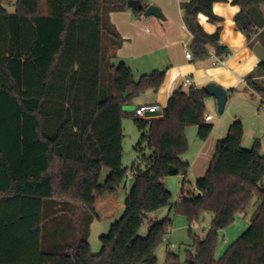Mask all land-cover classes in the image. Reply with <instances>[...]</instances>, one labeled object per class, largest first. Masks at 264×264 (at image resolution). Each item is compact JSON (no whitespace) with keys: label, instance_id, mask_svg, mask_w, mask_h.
Masks as SVG:
<instances>
[{"label":"trees","instance_id":"obj_1","mask_svg":"<svg viewBox=\"0 0 264 264\" xmlns=\"http://www.w3.org/2000/svg\"><path fill=\"white\" fill-rule=\"evenodd\" d=\"M0 0V264H157L155 251L167 236L170 213L187 218L189 226L200 212L211 215L206 236L193 238L184 264H264V157L260 142L241 147L243 124L234 119L226 137L217 141L194 192L171 203L164 186L170 167L186 177L182 161L187 150L184 130L196 127L205 142L213 126L205 121L203 89H178L168 98L161 117L137 119L124 108L147 91L156 93L165 71L154 70L134 80L131 69L116 59L123 40L111 25L112 12L128 9V0H15L9 13ZM226 0H188L180 5L183 19L195 28L188 50L193 61L211 56L224 61L230 51L220 45L218 28L207 34L197 23L202 15L221 22L213 5ZM239 8L236 30L251 45L264 47V0H232ZM104 41L106 44L104 45ZM110 56H104V48ZM108 66V86L101 83ZM257 72L264 74V63ZM264 105V85L246 80ZM234 91H229L233 93ZM132 116L139 133L138 163L122 166V120ZM150 151L142 155V148ZM141 165L144 169H141ZM109 175L101 183L103 170ZM127 174L134 178L124 200L122 216L100 238L97 255L81 231L61 253L43 252L47 211L67 206L71 215L86 212L97 222L113 221ZM256 198L248 229L216 261L217 233ZM57 206L59 208L57 209ZM168 208V216L149 220L146 236H138L148 214ZM47 236V235H46ZM164 264H182L168 251Z\"/></svg>","mask_w":264,"mask_h":264},{"label":"crops","instance_id":"obj_2","mask_svg":"<svg viewBox=\"0 0 264 264\" xmlns=\"http://www.w3.org/2000/svg\"><path fill=\"white\" fill-rule=\"evenodd\" d=\"M135 1L141 3L143 12L149 6L157 7L163 20L144 17L143 13L141 16H135L131 10L112 12L109 15L110 23L123 40L120 49L116 51V59L112 61L123 62L131 69L132 74L138 73L137 77L157 70L165 71V78L156 93L147 91L145 96L148 99L142 101V99L138 100L139 97L131 107L157 106L159 111H162L171 94L180 88L193 87L200 90L207 85H215L222 88L228 98V94L234 96L240 90L250 93L251 97L256 95L245 83L240 81L250 79L264 85V74L256 71L257 66L264 63V47L254 40L256 36L252 38V43L249 45L245 37L236 30L234 17L239 8L231 4L232 0L213 5L214 15L221 19L219 23L211 24L202 15L197 17V23L205 33L213 34L218 28L220 29L219 43L230 51V55L224 60L223 65L218 66H212L211 57L203 61L185 59V52L189 51L188 47L192 36L189 29L185 30L183 27L188 28L183 19L180 5L188 0ZM14 2L15 0H3L2 4L5 8V5H11ZM261 13L264 14L262 7ZM187 79L190 80V84L184 85V81ZM231 90L234 92L229 93ZM259 99L261 103V98L259 97ZM234 119L239 118L234 117ZM255 140L256 136L253 131L247 130L243 126L241 147L249 148ZM216 143L217 141L211 139L210 135L205 142H202L197 159L206 155L207 159L211 161ZM58 208L59 206H57ZM73 218H76L75 214ZM168 251L170 250L167 249Z\"/></svg>","mask_w":264,"mask_h":264},{"label":"rangeland","instance_id":"obj_3","mask_svg":"<svg viewBox=\"0 0 264 264\" xmlns=\"http://www.w3.org/2000/svg\"><path fill=\"white\" fill-rule=\"evenodd\" d=\"M5 8L8 12L14 10L13 4L5 5ZM105 44L106 42L104 41V45ZM104 49V56L108 58L111 50L107 46H105ZM119 62L120 61L110 60L109 64L113 63L114 65H117ZM101 69V83L102 85L108 86V66L103 64ZM133 76L135 81L138 80V73L134 72ZM145 95L147 94L141 95L138 100H147L148 98ZM205 115L212 118L208 123L213 126L211 139L216 141L223 140L226 137L228 127L232 123L233 118H239L242 121L243 126L247 130L249 129L253 131L256 140H259L260 154L264 157V105L260 103L258 96L255 95L254 97H251L250 93L242 90L234 96L228 94L227 102L222 114L218 113L215 99L207 97L205 99ZM122 131V166L125 169H131L133 164L138 163L140 156L135 150L140 135L133 123L132 116L127 115L122 120ZM184 135L187 142V150L182 155V161L187 162L189 165L187 176H167L163 182L166 190L171 194V203L177 202V197L182 191L181 183L183 180L186 182L183 188L184 195L187 196L194 192V182L196 179L205 175L210 163V160L207 159L206 155L197 159L202 142L197 138L196 127L186 128L184 130ZM251 147L252 146L246 148V150ZM141 152L144 156H149L150 154V151L146 149V147H143ZM141 169H144L143 165H141ZM108 175L109 171L106 169L103 170L100 179L101 183L105 181ZM133 182L134 178L128 175L119 193L120 207L118 214L113 221L97 222L84 211L81 212L78 217L73 218V215L70 214L72 208H68L70 206L64 208L62 212H53V210L47 211L43 226V252H63L64 246L70 243L73 236L76 234V231H81L90 246L91 254L97 255L101 250L100 238L107 235L113 222L118 220L124 212L125 196L131 189ZM255 209L256 198L251 200L246 211L235 216L233 223L229 227L217 233L214 250V259L216 261H218L227 248L248 229L250 219ZM167 216L168 208L148 214L146 216L147 218L143 221L138 236L141 238L146 236L149 227V220H161ZM169 218L171 220L169 232L155 251L157 264H164L167 249L178 255L179 261L184 264L187 257L186 251H191L189 246L192 244L193 238L196 237L202 239L206 236L211 221V215L206 212H200L198 219L190 226L187 218L183 215L170 213Z\"/></svg>","mask_w":264,"mask_h":264},{"label":"water","instance_id":"obj_4","mask_svg":"<svg viewBox=\"0 0 264 264\" xmlns=\"http://www.w3.org/2000/svg\"><path fill=\"white\" fill-rule=\"evenodd\" d=\"M127 8L128 9H141V3L139 1H135V0H128L127 1ZM144 17H155L158 19L163 20V16L160 12V10L155 7V6H149L144 12H143ZM187 26L193 30L195 28V21L193 18H189L186 21ZM204 92L206 93V95L208 97H212L215 99L216 101V106H217V110L219 114H222L225 108V104L227 102V95L225 93V91L215 85H207L203 88ZM125 111H129V112H133L134 108L133 107H126L124 108ZM161 112L158 111L157 113H155V116H160ZM149 117L153 116V115H148ZM177 174V171L174 167H170L169 171H168V176H175Z\"/></svg>","mask_w":264,"mask_h":264},{"label":"built area","instance_id":"obj_5","mask_svg":"<svg viewBox=\"0 0 264 264\" xmlns=\"http://www.w3.org/2000/svg\"><path fill=\"white\" fill-rule=\"evenodd\" d=\"M185 30H187L188 28L186 26H183ZM212 58V66H218V65H223V62L224 61H221L217 58H215L214 56H211ZM185 59L188 60V61H191L192 60V56L190 54L189 51H186L185 52ZM240 82H243L247 85V82L246 81H240ZM190 84V80H185L184 81V85H189ZM159 111L158 107L157 106H147V105H141V106H138V107H135L134 110H133V116L137 119H142V120H145V119H156V118H160V116H155V113H157ZM161 112V111H160ZM148 115H153L151 117H149ZM211 120V117L209 116H206L205 117V121L208 122ZM129 174H127L128 176ZM185 198L184 195H179L177 197V202H181L183 201Z\"/></svg>","mask_w":264,"mask_h":264}]
</instances>
